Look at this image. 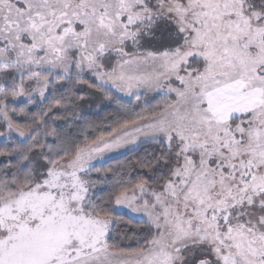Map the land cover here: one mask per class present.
Here are the masks:
<instances>
[{"label": "snow or ice", "instance_id": "obj_1", "mask_svg": "<svg viewBox=\"0 0 264 264\" xmlns=\"http://www.w3.org/2000/svg\"><path fill=\"white\" fill-rule=\"evenodd\" d=\"M85 73L145 102L94 139L37 133L12 150L0 264H264V0H0L9 132L39 128L16 123L9 102L51 91L59 111L58 82ZM138 141L158 152L149 175L99 194L93 157ZM113 200L144 225L124 233L132 243L113 233Z\"/></svg>", "mask_w": 264, "mask_h": 264}, {"label": "rangeland", "instance_id": "obj_2", "mask_svg": "<svg viewBox=\"0 0 264 264\" xmlns=\"http://www.w3.org/2000/svg\"><path fill=\"white\" fill-rule=\"evenodd\" d=\"M85 76L90 78L91 82L92 81L96 82L89 74L85 73ZM90 81H87L86 83H90ZM64 84H65V82H58L57 88L58 89L62 88V86H64ZM77 85H80L79 90L81 91L82 90V88H81L82 83L77 84ZM87 90H88L89 93H92L94 95L96 94V95L99 96V99L97 101V104L99 105V108H98L99 109V111H98L99 113H98V115L91 114L90 116L81 115L80 116V121L81 122L79 124L76 123V121H75L76 117L74 116L76 114V111H75L76 103L80 102L82 100H85V99L94 100L93 99V95H88V93L82 91L78 95H76V96H74L72 98L68 96V98H71V100L70 99L66 100L67 99V96H66V99H64L63 103L61 102L62 103L61 105H62V108H63L62 115L66 114V115L72 116V121H74V122H71L72 123L71 125H74V127H78V126L80 127V134L82 136L80 138H78L77 142H82L85 138L91 140V139H94L96 137V133L91 132V134H89L87 132L88 131L87 128L89 127L87 121H85L87 117H92L93 116V117H97L98 119H100V118L104 117L107 114L115 113V115L117 117L124 118L125 114L128 113L129 110H135L137 112L140 111V106L143 105L144 102H145V97L143 96V94H141V99L139 101H137L135 95H131V96L125 95L123 93H119V92L115 91L114 89L111 90V91H100L97 88H87ZM49 93H51V91ZM49 93L47 95H49ZM115 95H118V96H120V97H122L124 99H128V100L132 101L131 107L128 109V108H125V107L120 106L119 104L113 102L112 98ZM157 99H159V97H157ZM69 100H70V102H69ZM44 101H45V99L41 100L38 95L34 96V102H32V103H29V100H28L27 97H20V98H18L15 101L9 102L8 107H9V109H11L13 107H16L20 103L26 104L24 109L28 113L27 117L21 115L19 113V110L16 113H12L10 111L9 115L12 116L13 120L16 123H20L21 125L26 124V123L30 124L32 119H33V117L31 116L32 111H30V108L32 106H35V107L38 106L39 107L40 105H42V103ZM152 103H155V100H153ZM97 104H96V106H97ZM78 105L80 106L79 110H81V112L85 113L87 110L89 111L88 103L81 102V103H78ZM42 108L46 109L44 107H42ZM35 111L40 112L39 109H35ZM56 116H58V115H56ZM0 129L2 130L1 132L4 134V136H6V135H8V136L11 135L12 136L13 135V136L18 137L20 140H23V141L29 140L30 135H31V129H26V135L24 137L19 136L18 133H16L15 131L9 132V130L7 128V125L4 122L2 117H0ZM144 144H148V143H144V142L138 141L135 144H128V145H125V146L120 147V148H114V149L106 150V151L94 156L92 161H91V163H99V164L106 163L105 164V168H107L108 171H114V172L117 171L119 176H118L117 173L116 174L119 177V179L116 178V176H114V178L118 179L120 181V177L123 178L122 175H121V172H122L123 169H121L120 164H118V163L111 164V162H116V160L112 161V159L113 158H117V157H122L126 153H128V152H130L132 150L138 149L139 147H141ZM152 146H155V145H152ZM113 165H117V166L119 165V168H114ZM139 178H140V175H139ZM127 179L128 178H126V180ZM133 181H135V178H131V180L129 182H133ZM109 191H107V192H109ZM113 210L116 211L117 213L125 215L126 217H128L130 219H133L134 221H141L139 219V214L132 213L130 211V209L127 208L126 206H118V205H116L114 200H113ZM124 219H126V218L125 217L121 218L119 222L129 225V227L132 228L133 230L138 229L140 227H143V223H140L138 225V224L130 222V221L124 222ZM126 220H128V219H126Z\"/></svg>", "mask_w": 264, "mask_h": 264}, {"label": "flooded vegetation", "instance_id": "obj_3", "mask_svg": "<svg viewBox=\"0 0 264 264\" xmlns=\"http://www.w3.org/2000/svg\"><path fill=\"white\" fill-rule=\"evenodd\" d=\"M68 99L71 100V98L67 97L66 100H68ZM70 100H69V102H70ZM63 101L64 100H62V103H63ZM58 107H59V111H56V109H54L53 112L49 113L48 110H46L45 111L46 113L44 115H40V112L35 111L36 107H33V109L30 108V111L36 112V114H34V115L31 113V116L33 118H35L36 123L39 124V128L37 129V131L33 132V135L30 136L29 140H27V141L20 140L18 137L13 136V135L12 136L11 135H9V136L8 135H6V136L0 135V152H12L13 149H15L17 151L26 150L29 147V145H31L34 142L33 136H36L37 133H40L38 138L41 140L42 143H48V144L60 143V141L56 140V135H59L60 137L66 138L69 142L72 140L77 141L78 138H80L82 136L80 134V127L78 126L79 127L78 128V127H74V125H71L72 124L71 122H74V121H72V116L66 115V114L62 115V111H63L62 105H59ZM75 111H76V114L74 115L76 117L75 121L78 124L81 122L80 121L81 115H86V116L91 115L90 110L88 112L86 111L85 113H83V112H81V110H79L77 105L75 107ZM56 115H58V116H56ZM57 117H59V118H57ZM32 127L35 128L36 125H33ZM87 130H88L87 132L89 134H91V132H93V130L90 126L87 128ZM1 131L2 130L0 129V133H2ZM45 131H52L55 134L52 136L45 137L43 135V133ZM16 159H17V157H16L15 152H12L11 156L0 155V167H2L6 163H15ZM112 161H114V160H112ZM116 163L120 164L119 161L111 162V164H116ZM91 164H92V168L90 170V175H91V178L96 182V187H97L98 192L101 189L103 190L102 192H99V194H101V195H106L108 193L107 191H109V190L112 191L113 186H115L117 184V182H121L123 184H128V183H130L129 181L131 180V178H135V181L131 182V183H134L139 179V175H140V178L147 176L145 173H140V172H131L126 176V175H124V171H123L124 169H123L121 172V175L123 178L120 177V181H119L118 180L119 174L117 173V171L116 172L108 171V169L105 168L106 163H103V164L91 163ZM113 166H114V168H119V165L118 166L113 165ZM116 173L118 174V176ZM114 176H116V178H118V179H115ZM126 178H128V179L126 180ZM111 215H112L113 219L116 221L115 225L113 226V233L116 236V238L120 239L123 244L132 243L129 240H123L122 239L124 233H127L129 236H132L133 235V229L130 228L129 225L119 222L121 218L125 217L127 219L128 217L114 211L113 210V202L111 204ZM126 219H124V222H127V221L131 222L130 218H128V220H126ZM139 222L142 223L141 221H139ZM140 223H138V225ZM133 246H135V245L133 244Z\"/></svg>", "mask_w": 264, "mask_h": 264}, {"label": "trees", "instance_id": "obj_4", "mask_svg": "<svg viewBox=\"0 0 264 264\" xmlns=\"http://www.w3.org/2000/svg\"><path fill=\"white\" fill-rule=\"evenodd\" d=\"M84 80L90 81V78H88L87 76H84ZM96 82H91L90 83H82V90L80 91V85H73L71 83L65 82L64 86H62V88L58 89L56 88V97L58 99H60V101L62 102V100H64L66 98V96L68 97H74L76 95H78L80 92L84 91L86 93H88V95H93V99H85L82 100L78 103L81 102H86L88 103L89 106V110L91 111V114H95L98 115V111H99V105L97 104L96 101H98L99 96L98 95H94L92 93H89L87 88H94V87H89V84H95ZM48 99H45V101L42 103V105H40L38 108L36 107V109L40 110V115L41 113H46L45 111L47 110V106L49 105L51 99H52V93H49L48 95ZM112 101L119 104L120 106H123L125 108H130L132 105V101L128 100V99H124L118 95H115L112 98ZM95 102V103H94ZM78 103H76V105L78 106V108H80V106L78 105ZM97 104V106H96ZM61 105V104H60ZM95 105V106H94ZM26 106V104L20 103L18 104L16 107L17 111L21 108H24ZM91 106V107H90ZM101 106V105H100ZM32 106L31 108L33 109ZM42 107L46 108L43 109ZM58 107V106H57ZM12 109V108H11ZM98 109V110H97ZM88 112V110H87ZM32 114H36V112H32ZM123 118L121 117H117L115 115V113H111V114H107L104 117L98 119L97 117H87L86 121L88 123V125L92 128L93 132L96 133V137L99 136L101 133H105L107 131L111 130V127L115 125V123L118 120H122ZM33 135V132L31 131V135ZM95 137V138H96ZM156 146H152L150 144H144L141 147H139L138 149L132 150L128 153H126L125 155H123L122 157H117V158H113L112 160H116L119 161L120 163V167L121 169H124V175H128L131 172H140V173H145L146 175H149V171L148 168L143 167V165L148 164L150 162L154 161L152 160V157L154 155H158V152H154L153 149ZM125 159V160H124ZM128 219V218H127ZM131 222L133 223H140L139 221H134L131 219Z\"/></svg>", "mask_w": 264, "mask_h": 264}]
</instances>
